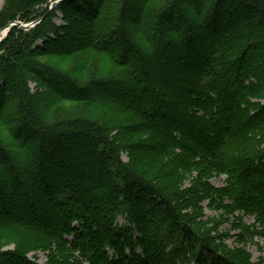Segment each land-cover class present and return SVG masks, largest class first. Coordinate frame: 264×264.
<instances>
[{
  "label": "trees",
  "instance_id": "1",
  "mask_svg": "<svg viewBox=\"0 0 264 264\" xmlns=\"http://www.w3.org/2000/svg\"><path fill=\"white\" fill-rule=\"evenodd\" d=\"M58 1L0 10V32L39 22L0 42V264H264L201 219L264 238V0Z\"/></svg>",
  "mask_w": 264,
  "mask_h": 264
},
{
  "label": "rangeland",
  "instance_id": "2",
  "mask_svg": "<svg viewBox=\"0 0 264 264\" xmlns=\"http://www.w3.org/2000/svg\"><path fill=\"white\" fill-rule=\"evenodd\" d=\"M187 5L192 8V9H196V6L194 4V2L192 0H188L186 1ZM5 0H0V10H2L3 6H4ZM56 4V3H55ZM52 5L50 6V9H52ZM250 15H245L242 20H240V22H245V21H249L250 20ZM59 16H61L59 14ZM252 16V15H251ZM58 25L62 24V21L56 20ZM16 23H20L22 24V28H24L25 26H28V24L30 23H24L21 21H18ZM238 23H233L231 24L224 32V34L227 33H231L234 31H238ZM21 28V27H20ZM25 30H29V29H25ZM83 39L85 40L86 37L83 36ZM84 42V41H83ZM112 48L117 49L114 46V43H112ZM118 51V49H117ZM82 53H79V55L73 56L68 58L65 62L66 65L68 67H71L72 65H74L75 63H77L79 56H81ZM253 56V55H252ZM259 56L258 53H256L254 55V57H251V61H250V65H252L253 67L259 66L260 64H258L256 62V58ZM57 62H61V58H57L55 59ZM133 62V61H131ZM101 63H103L101 61ZM106 63H108L106 61ZM111 64V63H108ZM113 65L115 66V64L113 63ZM137 76H140L139 72H136ZM31 90L32 92H35V87L37 86L36 83H31ZM126 88H131L133 87V84L127 83L126 85H123ZM93 96H96L97 94L95 92L92 93ZM131 97L127 98V100H129ZM15 112L11 113V116L13 118H15ZM100 115V113H99ZM101 117H102V112H101ZM3 129H0V135L3 133V131H1ZM1 140H4L3 138ZM6 145H8V147L12 148L10 142H4ZM153 146H157V143H152ZM123 159L124 161H128V157L127 154L123 155ZM193 176H197L196 173L193 174ZM225 180L226 177L225 176H214L212 178H210L208 181L212 184V186L216 187V188H221L225 185ZM191 182L188 181L186 182V184H184V186H182V191H184L187 188L191 187ZM210 202L206 201L204 203L201 204L202 207H204V215L201 219H203V221L206 222H211V221H218L220 222V225L218 226L217 232L218 234H215L216 232L212 233V235L214 236H221V237H217L220 243L222 241V243L224 242L225 246L230 248V249H242L245 252H247L250 256H251V261L253 263H260L261 261H264V238L253 234V231L255 229L254 225L256 224V219L255 216L253 215H249L246 216L243 213H236L234 216H223V212L214 208H211L210 206ZM190 213L193 212L192 209L188 210ZM224 217V218H223ZM117 222L120 225H128L126 219L122 216L117 218ZM202 222V221H201ZM212 224V223H210ZM209 226L211 227L212 225ZM207 225V223L205 224V226ZM208 226V227H209ZM258 227V225H257ZM213 229V228H212ZM69 240H73V236L68 237ZM223 239V240H222ZM15 249V244L14 243H9V242H5L4 246H3V251H7V250H14ZM29 259H31V261H36L38 264H51L49 262L50 260V252L49 251H33L28 255ZM68 264H90L89 262H87L86 259L82 258L80 256V254L77 252L75 254H71V257H69L68 259Z\"/></svg>",
  "mask_w": 264,
  "mask_h": 264
},
{
  "label": "water",
  "instance_id": "3",
  "mask_svg": "<svg viewBox=\"0 0 264 264\" xmlns=\"http://www.w3.org/2000/svg\"><path fill=\"white\" fill-rule=\"evenodd\" d=\"M64 0H59L58 2H56L57 5H59L60 3H62ZM14 26H19L21 27L22 25L20 23H12L10 25H8L7 28L3 29L1 32H0V41L5 38L7 36V34L9 33L10 29Z\"/></svg>",
  "mask_w": 264,
  "mask_h": 264
}]
</instances>
